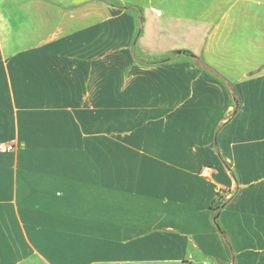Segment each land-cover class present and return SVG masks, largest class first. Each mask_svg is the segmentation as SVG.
I'll return each mask as SVG.
<instances>
[{
    "label": "crops",
    "instance_id": "0c3cea01",
    "mask_svg": "<svg viewBox=\"0 0 264 264\" xmlns=\"http://www.w3.org/2000/svg\"><path fill=\"white\" fill-rule=\"evenodd\" d=\"M0 142V264H264V0H0Z\"/></svg>",
    "mask_w": 264,
    "mask_h": 264
},
{
    "label": "built area",
    "instance_id": "2783aa9c",
    "mask_svg": "<svg viewBox=\"0 0 264 264\" xmlns=\"http://www.w3.org/2000/svg\"><path fill=\"white\" fill-rule=\"evenodd\" d=\"M14 148V145L11 143H4V142H0V152H7V151H11ZM204 173H206V171H208V168L205 167L202 170Z\"/></svg>",
    "mask_w": 264,
    "mask_h": 264
},
{
    "label": "trees",
    "instance_id": "16d2710c",
    "mask_svg": "<svg viewBox=\"0 0 264 264\" xmlns=\"http://www.w3.org/2000/svg\"><path fill=\"white\" fill-rule=\"evenodd\" d=\"M210 71L211 72H214L212 69H210ZM217 76L219 78H221L226 83V85H227L228 89L230 90L232 96L235 97V98H237V96H236V94L234 92V89L232 88V85L225 78H223L221 75L217 74Z\"/></svg>",
    "mask_w": 264,
    "mask_h": 264
},
{
    "label": "rangeland",
    "instance_id": "374dc122",
    "mask_svg": "<svg viewBox=\"0 0 264 264\" xmlns=\"http://www.w3.org/2000/svg\"><path fill=\"white\" fill-rule=\"evenodd\" d=\"M109 129L110 130V127H105V134H106V130Z\"/></svg>",
    "mask_w": 264,
    "mask_h": 264
}]
</instances>
